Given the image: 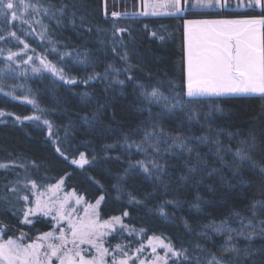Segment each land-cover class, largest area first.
Masks as SVG:
<instances>
[{"label":"trees","instance_id":"16d2710c","mask_svg":"<svg viewBox=\"0 0 264 264\" xmlns=\"http://www.w3.org/2000/svg\"><path fill=\"white\" fill-rule=\"evenodd\" d=\"M13 3L17 5L18 18H0V36L4 37L0 39V111L5 113L0 118V163L11 165L0 168V196H7L9 201L0 200L4 239L32 238L52 228L44 219L22 223L24 203L20 194L4 186L9 182L17 186L16 181L23 179L44 186L63 180L66 191L74 192L88 204L95 205L103 197L97 210L99 219L121 218L129 233H117L112 242H137V235L143 234L161 238L177 249L187 248L190 254L202 258L194 247L196 243L220 255L216 245L223 237L211 233L205 225L219 220L232 208L250 216L246 206L264 196L258 190L259 180L250 171L242 169L245 178L254 181L252 186L238 184L240 177H233L231 169L214 155V141H220L221 154L235 167L237 161L226 149L240 147V141L249 139L252 133L257 137L259 159L264 151V119L256 118L264 112V98L187 97L184 20L142 16V0H25L32 5L27 11L18 0ZM62 6H66L63 14L57 11ZM44 9L49 10L47 14ZM113 12L120 15L113 16ZM259 15V10L208 11L185 19ZM9 32H15L19 39ZM9 51L20 55L8 60ZM65 52L72 53V57L61 59ZM28 56L32 60L25 63ZM41 59L62 69L65 80L46 70L33 72V66L41 67ZM106 69L107 75L103 76ZM96 73L102 76L89 79ZM67 79H74L75 83L68 84ZM119 80L124 84H119ZM158 82H163L165 95L170 94L171 82L184 101L194 102L159 115L164 113L163 105L148 104L140 93V84ZM217 107L221 110L217 111ZM190 109L199 114L198 120H189ZM156 121L169 135H207L209 143L192 142L206 166H198L196 173L189 174L185 161L195 164V154L162 151L157 156L149 149L152 156L146 157L135 147H127L133 142L141 143L143 133L151 131ZM160 147L163 150L166 145L161 143ZM80 153L89 161L83 168L71 163L79 160ZM152 157L165 165L160 180L147 178L139 168L126 173L130 164L147 162ZM212 168L220 171L209 176ZM186 175L189 179L181 180ZM197 195L207 202L201 203L200 211L191 207ZM161 205L166 216L159 211ZM186 222L191 232L185 227ZM233 226L237 227V222ZM201 232H208L209 236L199 235ZM253 243L260 245L264 241L257 239ZM260 259L252 257L245 264Z\"/></svg>","mask_w":264,"mask_h":264},{"label":"snow or ice","instance_id":"6c2138e0","mask_svg":"<svg viewBox=\"0 0 264 264\" xmlns=\"http://www.w3.org/2000/svg\"><path fill=\"white\" fill-rule=\"evenodd\" d=\"M18 4L22 5L24 10L27 11L32 5L25 3V0H18ZM62 6L59 11L61 14L64 12ZM163 7L171 9L169 15L178 19L184 20L185 36H186V93L189 98H198L204 96H225V95H260L264 98V0H166ZM17 5L13 0H0V18H7L9 15L15 21L17 17ZM38 11V9H34ZM238 10H259V16H253L244 19H185L186 16L196 12H231ZM48 9H44L47 14ZM146 14V13H145ZM55 16V13H52ZM113 16H119V13L113 12ZM26 22V21H25ZM39 23V21H37ZM57 23H60L57 20ZM10 36L16 37L15 32H9ZM19 39V37H16ZM0 39H4L0 36ZM25 48L28 45H24ZM20 53L9 51L7 56L8 60H13L19 56ZM72 57V53L65 52L61 56ZM32 60L28 56L25 63ZM41 67L33 66V72H41L46 70L59 77L60 80H65L63 70H58L51 62L40 60ZM10 67V66H9ZM111 69L112 66L109 65ZM113 71H118L112 69ZM108 69L105 70L103 76L107 75ZM102 74L96 73L95 76L89 79L101 77ZM131 79V77H129ZM66 83L74 84V79H67ZM119 84L123 85L124 81L119 80ZM163 82H158V85L145 86L140 84V93L148 104H162L164 113H172L177 108H184L186 104H191L194 100L184 101L183 96L175 91V86L169 82L170 94L165 95ZM0 93L3 89L0 88ZM6 95H11L7 93ZM220 111L219 107L216 109ZM151 118V108L148 109ZM192 115L189 120H198L199 114L195 109H190ZM5 113L0 111V116ZM26 120L39 119V117H24ZM257 121L264 119V112L257 116ZM20 120V117H16ZM48 124V121H44ZM127 141V137L125 138ZM193 141L199 143H209L207 135L202 136H181L169 135L165 132L164 128L160 126L159 121L152 124L151 131L143 133V140L141 143L127 144L129 149L135 147L138 151L145 154L146 157L152 156L149 149L159 156L163 151L164 154L176 155L178 153H187L189 156L195 154L196 163L189 165L185 161V166L189 174H194L198 166H206V161L200 157V153L193 147ZM163 143L166 147L163 150L160 144ZM217 145L214 155L224 165L229 167L232 171L233 177L239 176L238 184L241 186L251 187L253 180L247 179L244 176L242 169L250 171L258 180V190L261 196H264V151L260 152V158H256L258 150L257 137L249 133V139L241 140L240 147L235 150L232 148L226 149L231 152L235 161V167L224 159L222 153V146L217 139L214 141ZM60 151L59 148L56 149ZM61 156L64 154L61 152ZM35 166V162H32ZM72 164H78L81 168L89 161L84 153H80L79 160L73 159ZM9 165L0 163V168H8ZM19 167H26L19 165ZM139 168L146 174V177L151 179L155 177L160 180L165 174V165L158 162L156 157L136 161L135 164H130L129 169L125 170L126 173L132 169ZM220 169L212 168L208 172L211 176L213 173L219 172ZM189 176H182L181 180H187ZM21 183L16 181V184ZM63 180H60L54 187L53 192L60 188ZM27 187V184L24 185ZM32 188L36 187L35 181H31ZM10 192L17 193L19 189L9 182L4 186ZM228 187H235V185H228ZM75 196V193H72ZM19 199L27 202L28 196H20ZM103 197L100 198L102 200ZM132 199H135L134 197ZM196 203L191 207L197 211L201 210V203H207L197 195ZM0 200L8 203L7 196H0ZM100 200L96 201L98 206ZM68 199L65 198L63 202L52 201L49 204L47 201H42L39 197L35 200V207H27L23 212L22 223L32 224L31 216L36 213H42L44 216L52 215L53 209L56 210V215L53 219L59 221L67 220L68 228L70 230L71 240L65 235L63 229L60 230L59 235L55 236L54 232H46L41 234L36 241L31 243L21 242L23 237L14 239H4L6 236L5 227L0 225V264H53V258L58 261V264H109L107 257H111L112 264H128L132 259L125 252L121 245H115L112 252L109 248L104 247L102 238L106 235L104 229H111L115 231L114 225L121 224L120 217H112L110 220L99 222L98 213L93 208L92 215L89 216L87 209H85V219L74 220L71 218V213L65 214V205ZM80 203V199L76 200ZM166 204H174L175 201H166ZM89 207H93L89 205ZM246 210L251 215H245L244 211L232 208L229 212L222 216L219 220H213L211 223L205 225L210 229L211 233L216 236L223 237L220 244L216 245L217 251L213 252L204 248L200 243L195 244V249L200 250L202 256L190 254L189 249L180 247L174 248L171 243H165L158 237L149 239L148 243L152 247V252L156 253L157 246L165 249V255H156L151 264H168V260L172 259V264H245L246 261L252 257L259 256L260 260H251V264H264V243L254 245V241L259 239L264 241V199H253L250 205L246 206ZM74 211V209H73ZM161 215L166 216L164 212V205L159 208ZM126 216L127 213H124ZM237 222L238 226L234 227L233 222ZM185 227L189 232L192 231L191 227L185 223ZM199 235L208 237V232H201ZM210 238V237H209ZM53 240L58 241L54 243ZM153 240L157 244H153ZM245 243L241 245L240 241ZM71 243L72 247L68 248ZM80 244H89L95 251L96 255L91 259L86 258L81 254L79 249ZM43 249V251H42ZM143 251V245L136 249L137 253ZM119 252L124 258L117 259L115 253ZM169 254H171L169 256ZM139 259V256L137 257ZM139 264H145L143 259L139 260Z\"/></svg>","mask_w":264,"mask_h":264},{"label":"rangeland","instance_id":"374dc122","mask_svg":"<svg viewBox=\"0 0 264 264\" xmlns=\"http://www.w3.org/2000/svg\"><path fill=\"white\" fill-rule=\"evenodd\" d=\"M144 3H145L144 0H142V12L140 14L142 16L144 14L143 12H145L147 15H153L155 17L172 16V15H169V13L171 12V9L168 7H163V5L166 3V0H150L147 3L145 8H144ZM0 118H3V116H0ZM10 167H11V165H9L8 168H10ZM8 168H6V169H8ZM2 169H4V168H2ZM20 182L21 183H19L16 186L19 189L18 194H20V196H23V195L28 196L27 202L22 200L24 203L23 204V206H24L23 212L26 210L27 207H35V200L37 197H39L42 201H47L49 204H51L52 201L63 202L65 200V198H67L68 203L65 205V214L71 213V218L74 220L85 219V209H87L89 216L92 215L93 208H95L96 212L98 210V206L96 204L95 205L88 204L82 198L77 196L76 194H75V196H73L72 195L73 192L66 191L63 184L60 185V188L58 190L53 192L52 189L58 182L51 184V185H47V186L36 184L35 188H32L31 182L26 181V179H23ZM25 184H27V187L24 186ZM78 198L80 199L79 204L76 203V200ZM89 205H91L93 207H89ZM73 209H74V211H73ZM55 215H56V210L54 208L52 215L44 216L42 213H36V215L31 216L30 219H32L33 222L36 219H44L45 221H48L52 225V228H51V230H49L47 232H54V235L58 236L60 230L63 229L65 235L68 237L69 240H71L70 230L68 228V221L63 220V221H59V223H57V221L53 219V216H55ZM22 216H23V214H22ZM98 219H99V216H98ZM22 220H23V217H22ZM99 222L103 223L104 221L99 219ZM114 228H115V231H113L111 229H104L106 235L99 242H102L104 247L109 248L110 252L113 251L115 245H117V244L121 245V247L124 248L125 252H127L128 256L132 258L128 261V264H139L140 259H143L145 261V264H151L153 258L157 254L160 256L165 255L166 250L159 247V246H157L156 253L152 252V247L148 243L149 239L153 238L152 236L145 237L143 234H138L137 238L139 240L137 242H134V241L133 242H130V241L129 242L128 241L123 242L119 238L118 239L122 242H120L119 240H118V242H112L111 239L114 236H116L117 233L120 234L122 231L125 233H129L127 228L122 224V222L119 225H114ZM40 235L32 237V238L21 236V237H23L21 242L31 243L33 241H36ZM21 237H18V238H21ZM18 238H11V239L16 240ZM53 242L58 243V241H56V240H53ZM164 242L167 243L166 241H164ZM153 244L156 245L157 241L153 240ZM141 245H143V251L140 253H137L136 249L140 248ZM71 247H72V245H71V243H69L68 248H71ZM79 249L81 250V254L84 255L88 259H91L92 256L96 255L95 249L89 244H80ZM42 251H43V249H42ZM115 254L117 256V259L124 258L122 256V254H120L119 252H117ZM170 255L171 254H169V256ZM138 256H139V259H137ZM106 259L108 260L109 264H112L111 257H107ZM170 261H171V259L168 260V264L170 263ZM53 264H58V261L55 258H53Z\"/></svg>","mask_w":264,"mask_h":264},{"label":"crops","instance_id":"0c3cea01","mask_svg":"<svg viewBox=\"0 0 264 264\" xmlns=\"http://www.w3.org/2000/svg\"><path fill=\"white\" fill-rule=\"evenodd\" d=\"M149 1L150 0H144V2H145L144 3V8L146 7V5H147V3ZM230 2H233V0H230ZM245 2H246V0H245ZM143 13H144L143 16H147V17H152L153 16V15H147V14H145V12H143ZM211 19H244V18H211ZM186 52H187V45H186ZM186 82H187V74H186ZM228 96H247V95H234V94H230V95H225V96H204V97L207 98V97H228ZM251 96H260V95L257 94V95H251Z\"/></svg>","mask_w":264,"mask_h":264}]
</instances>
